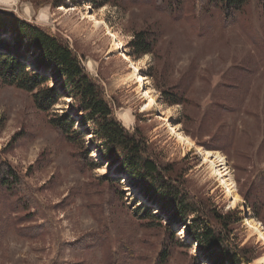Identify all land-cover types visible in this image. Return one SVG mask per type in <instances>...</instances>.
<instances>
[{"label":"rangeland","instance_id":"1","mask_svg":"<svg viewBox=\"0 0 264 264\" xmlns=\"http://www.w3.org/2000/svg\"><path fill=\"white\" fill-rule=\"evenodd\" d=\"M74 1L90 3L88 11L102 20V27L94 28L86 18L87 10L66 19L58 16L59 3ZM92 2L0 0V9L63 38L85 69L99 78L116 107L117 119L131 131L139 128L166 162L185 165L193 192L228 212L233 197L229 181L221 184L209 165H202L201 155L209 150L225 156L238 202L244 199L240 187L259 179L264 171L262 0H252L235 21H227L216 9L198 13L189 6L176 19L160 10L155 0H130L96 9ZM42 4L49 5L48 12L54 15L47 12V17L39 18ZM140 31L153 33L157 44L153 53L137 57L130 42ZM3 33L4 39L11 38V33ZM89 59L94 69L88 67ZM135 66L138 76L133 75ZM165 91L183 92L184 103L169 105ZM150 101L154 109L149 110ZM70 104L71 98L62 99L49 114L42 112L31 93L0 78V165L12 167L22 179L12 194L0 186V264H109L113 251L118 253V264H153L164 231L157 221L148 226L141 219L140 205L146 206L147 200L125 176L116 187L118 193L102 180L114 167L103 160L92 135L86 137L89 150L84 157L80 145L65 141L49 124L52 114L67 112ZM122 108L129 111L134 125L122 120ZM157 108L160 112L154 115L151 110ZM174 127L189 137L199 136L211 149H185L178 144ZM94 163L96 168H90ZM23 202L30 204L19 209ZM240 211H246L248 218L236 230L238 242L247 244L254 254L259 250L257 261L264 256V246L249 235L248 222L260 223L264 232V221L251 207ZM161 219L164 226L167 218ZM174 229L179 239L194 246L173 249L167 264H192L199 254L189 226L174 224ZM200 260L211 264L205 257Z\"/></svg>","mask_w":264,"mask_h":264},{"label":"trees","instance_id":"2","mask_svg":"<svg viewBox=\"0 0 264 264\" xmlns=\"http://www.w3.org/2000/svg\"><path fill=\"white\" fill-rule=\"evenodd\" d=\"M126 1L130 0H93L92 3L96 9ZM155 1L160 10L164 8L176 19L183 17L184 8L189 6L191 11L198 13L216 9L227 21L230 18L235 21L237 14L246 12L252 0ZM262 7L264 10V0ZM3 32L11 33V38L4 39L1 36L5 34ZM156 44L153 33L140 31L134 35L130 47L137 57H141L153 53ZM0 78L6 85L31 93L37 109L48 114L62 99L71 98L70 110L61 115L52 114L48 122L65 141L74 146L80 145L84 157H87L89 150L85 147L86 137L92 135V141L99 142L103 160L114 167L113 173H107L102 180L111 184L112 190L118 193L116 187L120 186L125 176L147 200L146 206L143 203L140 205L141 219L146 220L148 226L157 221L164 231L153 264H167L175 248L194 246L192 241L190 243L177 237L174 224L188 225V233L197 243L199 255L192 264H201L202 257L211 264H251L260 257L259 250L254 254L247 244L241 246L238 242L236 230L244 225L246 211L229 208L228 212H223L211 198L194 193L193 183L186 178L188 168L166 162L139 128L131 131L117 119L116 107L104 92L99 78L85 69L78 53L63 38L52 34L46 27L35 26L2 9ZM163 94L169 105L184 103L181 91H165ZM191 138L197 140L200 146L211 149L199 136ZM96 166L94 163L90 168L95 169ZM17 175L12 167L2 162L0 186L12 194L15 186H21L22 179ZM239 193L244 197L239 206H244L246 210L247 207L253 208L256 216L264 221V171L259 179L241 186ZM29 204L25 202L19 209ZM162 217L167 218L164 226ZM110 255L113 260L109 259V264H118V253L113 251Z\"/></svg>","mask_w":264,"mask_h":264},{"label":"bare ground","instance_id":"3","mask_svg":"<svg viewBox=\"0 0 264 264\" xmlns=\"http://www.w3.org/2000/svg\"><path fill=\"white\" fill-rule=\"evenodd\" d=\"M5 2L8 3H12L14 0H3ZM90 3H77L74 2L70 5L68 4H63V3H59V5H57L56 9H57V14H59L58 16H62L66 18H69L70 16H72V14L76 11H86L85 15L86 18H88V20H90L91 22H93V26L95 29H98L100 27H102V20L100 18H98L96 16V14L89 12L88 10L90 9ZM49 10V7L44 5L41 8L40 11V17H47V12ZM26 11L28 13L31 12L30 7L28 6ZM56 11V10H55ZM39 12V11H38ZM50 14H53L52 12H48ZM56 14V15H57ZM54 15V14H53ZM88 67L93 68L94 69V63L92 59H89L88 61ZM138 66H135V72H134V76H138L139 74L137 73L138 71ZM140 79V77H138ZM147 108L150 109H154V107L151 104V101L147 103ZM157 112L159 113V111L157 110ZM120 115L121 118L124 122H126V124L128 125H134L133 122V118L131 116V114L129 113V111L126 108H122V110L120 111ZM164 118V117H163ZM167 121V118H166ZM169 123H171L170 120H168ZM171 125V124H170ZM173 130L177 133L178 135V144L181 146H183L185 149L187 150H199L202 152L200 145L197 143V141H195L194 139H192L191 137H189L188 135H185L182 131L178 132V128L174 127ZM200 152V153H201ZM202 156V165H209V169L211 171L212 174L217 175L218 179L220 181L221 184H224L225 181H229V192H231L233 194V197L231 196L230 200H229V208L232 209H238L239 206V194L236 193L235 190V180L232 177L231 174V169L230 166L228 164V161L226 160L225 156L219 152V151H209V150H205L204 153L201 155ZM226 180H225V179ZM249 223V235L251 237H258L259 238V243L260 241L263 242V246H264V232H263V228L262 225L260 223H253V222H248ZM254 264H260V263H264V256L261 257L259 260L253 262Z\"/></svg>","mask_w":264,"mask_h":264},{"label":"built area","instance_id":"4","mask_svg":"<svg viewBox=\"0 0 264 264\" xmlns=\"http://www.w3.org/2000/svg\"><path fill=\"white\" fill-rule=\"evenodd\" d=\"M152 111V113L154 114V115H156L157 114V111H155L154 112V110H151ZM196 152V151H195ZM239 203L241 204V201H239ZM229 206V205H228ZM242 207V206H241ZM241 207H238V209L237 210H240L241 209ZM233 208V207H232ZM232 208H230V209H232Z\"/></svg>","mask_w":264,"mask_h":264},{"label":"water","instance_id":"5","mask_svg":"<svg viewBox=\"0 0 264 264\" xmlns=\"http://www.w3.org/2000/svg\"><path fill=\"white\" fill-rule=\"evenodd\" d=\"M157 110L160 112L159 108H157ZM246 218H248V214H246ZM178 225H179V228H182V227H184V225H183V224H178Z\"/></svg>","mask_w":264,"mask_h":264}]
</instances>
